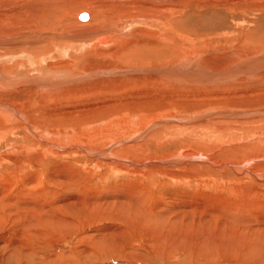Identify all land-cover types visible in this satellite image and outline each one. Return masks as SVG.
<instances>
[{
    "label": "rangeland",
    "instance_id": "obj_1",
    "mask_svg": "<svg viewBox=\"0 0 264 264\" xmlns=\"http://www.w3.org/2000/svg\"><path fill=\"white\" fill-rule=\"evenodd\" d=\"M13 1L9 0V2ZM208 1L209 4L203 5L196 0H184V9H177L174 16L177 28L175 32L179 36L176 39L177 46L181 48L182 45V48L187 46V48L199 50L210 59L219 57L228 49L224 54L234 55V49L239 51L241 48H246L245 51H249L246 56L255 53L254 56L257 58L252 56L243 61V57L237 55L235 59L230 60H234V66L246 69L244 66L248 64L249 67L256 68V71L247 74L236 73L235 78L231 80L225 78L222 82H218L222 84L221 86L213 84L212 86L178 87L177 92H173L176 94H173L175 98L171 93L173 90L168 91L171 95L166 100L167 102L169 100L171 105L175 101L176 103L172 105L175 109L167 112L168 114L162 113L163 116L159 113L155 114L153 112L155 107H151H158V104H162L161 100H157L156 104V101L150 100L147 96L142 95L141 98L137 96L138 100H144L150 106L145 105V108L135 107V109L149 110L150 117L148 115L145 122L141 124L133 121V128L131 126L124 132L123 139L126 137L127 140L138 132L140 138L135 143L140 144L141 147L134 149L133 145L130 146L127 142L108 141L93 149L95 152L98 150L102 152L107 145L113 144L111 151L102 159L114 154L128 160L132 163L131 166L122 168L120 164H106L100 159L96 161L83 155L73 156V152L70 154V152L57 150L49 156L37 150L33 158H25L27 161L22 158L20 161V157L16 158L20 154L23 156L24 148L31 146L29 136L22 130V121L10 117L14 122L12 121L13 125L9 126L14 133L11 136L7 134L6 137L4 133L8 125L0 119V210L2 211L0 216L5 214L0 223V264L253 263L250 258L244 259L242 253L232 252L238 247V241L231 236L232 232L219 233L214 230L215 232L208 238L203 234L208 232L205 225L202 222L199 226L197 221L213 220L214 213L231 209L238 211V216H244L243 221L238 225L242 224L248 216L252 226L264 228V110L261 113H252L256 108L264 109V79L258 78L264 74V0ZM3 2L4 0L0 2V9L8 7L7 4H2ZM81 5L77 0H69L65 6L62 18L68 25L65 28L66 31L69 30V22L73 18L78 17L76 21L79 23L89 21V13L85 11L88 8ZM81 14L87 15V19L80 20ZM51 17L56 18L53 15ZM167 58L165 56L155 60L151 64H157L152 68L167 67V64L158 66ZM145 65L150 68L148 64ZM203 69L207 72L211 70ZM246 76L250 77L249 81H243ZM86 79L90 77L85 76L83 80L73 82L77 86L87 87L82 86L80 90L82 94L75 88V94H71L62 101L61 109L113 103L118 102L117 98L128 96L117 90L116 92L103 91V89L98 92L93 91L94 80ZM118 80L121 82L115 83L123 85L122 82L125 79ZM63 83L62 81L60 84L62 88H65L67 85ZM113 83L112 85L115 86ZM94 84L95 87H108L105 83ZM161 91L164 89L161 88ZM177 93L183 94V97L180 98ZM187 106L189 108L182 111L181 107ZM208 109V115L215 109L226 113L211 116L205 113L206 115L198 117L199 119L195 116L196 120L191 117L189 119L191 121L184 124L171 120L176 113L181 114L187 111L191 113L195 110L204 112ZM239 111L243 114L238 115ZM233 112L237 115L230 118ZM226 114L229 115L224 117ZM168 115L172 117L169 118ZM117 118L118 116H115L113 121ZM164 118L167 119L165 122L156 124ZM36 121L40 124L45 122L44 119L33 120V122ZM41 146L43 147L44 144ZM76 160L77 162H74ZM70 174L74 175L73 178ZM87 197L99 208L111 202H114L110 204L114 207L98 213L97 211L85 213L82 209L83 212L67 215L68 224L56 225V231L50 237L44 234L45 238H38L40 241L38 239L30 241L31 232H27L28 235H25L26 232L23 234L19 231L23 224L13 220L15 213L11 208L19 210L18 205L23 207V210L19 211L29 210L28 216L24 215L27 217H32L37 211L52 214L55 217L65 211L69 213V210L73 213L74 207L79 208L80 205V208H84L83 202L85 205ZM77 199H83V201L78 202ZM130 200L133 204L129 202ZM117 202L124 204L119 208ZM1 205L6 211L1 209ZM128 205L131 206L129 209ZM133 207L140 213L133 214L130 211L131 208L134 209ZM115 208L119 211L121 209L120 212L124 213H120L117 209L116 211ZM161 215L167 216V220L178 221L176 229L169 226L170 231L166 230L168 233H173L170 237L156 231L159 227H167L166 224L158 223ZM185 221L188 227L185 226ZM229 232L231 235L227 234ZM182 234L185 237L183 242L188 246H180L179 239H176V236H182ZM261 236L263 235H260V239ZM212 237H216V241L220 243L214 242L215 238L212 239ZM199 239H202L201 247L194 245L195 247L190 248L194 240L199 241ZM30 252H33L32 256ZM38 254L39 258L36 256ZM106 256H110V259Z\"/></svg>",
    "mask_w": 264,
    "mask_h": 264
},
{
    "label": "bare ground",
    "instance_id": "obj_2",
    "mask_svg": "<svg viewBox=\"0 0 264 264\" xmlns=\"http://www.w3.org/2000/svg\"><path fill=\"white\" fill-rule=\"evenodd\" d=\"M1 1L2 0H0V2ZM68 1L69 0H14L13 2H9V0H4L2 4H7L8 7L0 9V110L3 111H0V116L3 118L0 119L5 125H8L4 133L6 137L7 134L11 136L14 133V130L10 128L14 121L10 119V117L22 121V130L29 136L31 146L24 148V152L22 153L23 156L20 154V156L16 158L18 159L20 157V161L22 158V160L25 161L29 158H33L37 150L47 156L52 155L53 152L57 150L60 152H70V154L73 152V156L77 154L78 156L83 155L90 159H100L106 164H120L122 168L131 166L132 163L128 160L114 154H110L106 159H102L104 155H107V153L111 151L113 144H109L107 147L104 146L105 148L102 152L98 150L100 153H98V151H93V149L97 145L108 141H113V143L114 141L119 143L127 142L130 146L135 145V147L132 146L134 149H139L141 147L140 144L135 143L136 140L140 138V133L138 132V134H133L131 138L127 139L128 141L126 137L123 139L125 135L124 132L132 126L133 121H136V124H141L145 122L148 115L150 117L148 109H146L148 111L135 109V107L142 109L143 107L150 106L147 104L148 102L146 103L141 99L138 100L137 96H139V98H141L140 96L142 95L147 96L150 100L156 101V104L157 100H161L162 104H158V107L151 106L153 108L155 107L154 111H152L160 115L165 112L168 114L167 112L175 109L172 105L176 103L174 101L171 105L169 104V100L167 102L166 98L171 95L168 91L173 90L171 91L173 95L175 94L173 93L174 91L177 92L178 87L186 88V86L189 87L192 85L212 86L213 84L221 86L222 84L218 82H222L225 78L231 80L235 78L236 73L247 74L256 71V68L249 67L248 64L244 66L246 69L237 67L236 65L234 66V60H230L239 55L243 57L242 59L244 61V59L246 60V58L255 55V53H253L250 56H246V53L249 52L245 51L246 48H241L239 51L238 49H234L233 51H235V54L233 55L230 52L231 55H228L224 54L229 50H227L226 47L225 50L227 51L224 52L222 50L223 56L220 55L217 58L213 57L214 59H210L209 57L206 58L205 54L199 52V50H193L187 48V46L182 48L181 44V48L177 46L178 43L176 44V39H178L179 36L175 32L176 24L174 19L176 17L174 16H176L178 8L184 9V0H77L80 4L88 8L85 11L89 13V21L86 23H79L76 21L78 17L75 19L73 18L71 22L68 21L69 30L66 31L65 28L68 25H66L67 23L62 16H64L63 11H65V6ZM196 1L203 5L210 3L209 1L207 2V0ZM52 15L56 16V18L53 19L51 17ZM82 15L85 14H81L79 17ZM85 16L87 19V15ZM259 38L261 37L259 36ZM209 55H211V53ZM165 56L168 58L164 62L159 63L158 66L161 67L167 64V67H163V69H153L152 66H156L157 63H151ZM256 58L257 57H255V59ZM145 64H148L147 66H150V68L145 67ZM125 67L130 68L124 69ZM203 68L211 70L207 72V70ZM85 76L90 77V79L86 80H94V83H105L106 86L108 85V87L102 88L100 86L95 87L93 83V91L98 92V90L101 89H103V91L117 90L122 91V93L128 96L117 98L116 100H118V102L113 103L109 102L100 105L90 104L85 106H81V104V107L65 108V110L61 109L62 101L71 94H75V88L77 90L79 89L78 91L82 89L83 85L78 84L79 86H77L73 84V82L83 80ZM121 78L125 79V81L122 82L123 85H117L115 82H121L119 80L117 81V79ZM258 78L264 79V74H261ZM249 80L250 77L246 76L243 81ZM62 81L64 82L63 85H67L65 88H62L63 86L60 84ZM233 81L234 80H232V82ZM112 83L115 84V86H113ZM84 87L87 86H83V88ZM161 88H163L164 91H161ZM77 94L79 95V93ZM80 94H82V91H80ZM175 95H173L174 98ZM177 95L180 98L183 97V94L177 93ZM188 106L181 107L182 111H184L183 109L186 110L189 108ZM210 108L213 109L214 107ZM228 109L230 110L232 108ZM263 110L264 109L256 108L252 113H261ZM197 111L198 110H195L191 113L187 111L181 114L173 113V119L171 120H174L173 122H183L184 124L190 122L191 120L189 119L191 117L194 119V117L197 116V119L209 113V109L204 112L198 111L199 113H197ZM240 112L241 111L238 112V115L243 114V112ZM218 113L223 114L226 112L221 110L217 111V109H215L210 115H207L211 116ZM227 115L229 114L224 115V117ZM230 115L229 117L231 118L236 116L237 113L233 112ZM115 116H118V120L116 119L113 121ZM168 116L169 118L172 117L170 115ZM208 118L209 117H207V119ZM34 119H44L45 122L40 124L39 121L33 122ZM49 120L50 123H48ZM165 120L167 119L164 118L160 120V122L157 121L156 124L163 123ZM101 122L103 123L100 124ZM72 124L75 125L71 126ZM42 144H44L43 147L41 146ZM74 162H77V160ZM74 173L75 172H73V174ZM61 174L64 173L61 172ZM73 174H70L72 178L74 176ZM63 176L65 177V175ZM62 186L64 185L62 184ZM83 199H77V201H83ZM129 202H131V200ZM85 203L84 205L83 202L85 209L80 208V205L79 208L74 207L73 213L69 210V213L65 211V213L55 217H53L52 214H46L42 211H37L33 216L31 215L32 217H27L29 210L19 211L23 210V207H19L20 205H18L19 210H17V208L11 209L14 210L13 213H15V215L13 214L15 218L13 220L16 223L19 222L23 224L22 229H19V231H22L23 234L26 232L25 235H28L27 232L30 231L32 235L30 241H35L38 238H45L44 234H46V237H50L52 233L56 231V225L59 226L62 223L68 224L69 219H67V215L78 214L83 212L82 209L85 210V213L96 211L98 213L101 210L106 211V209L112 208L113 205L110 204L114 202H111L109 205L105 203L99 208L94 201L87 197ZM118 204L120 208L124 203L119 202ZM1 207V209L5 210L3 205H1ZM130 207L131 206H129L128 209ZM133 208V210L132 208L130 210L133 214L140 213L135 207ZM116 209L119 211L118 208H115V210ZM0 212L2 211L0 210ZM120 213L124 212L122 211ZM120 213H118V215H120ZM108 214H110V212ZM3 215L5 216V214ZM163 215L159 217L158 223L166 224L167 227L161 228L159 227L160 224H158L159 226H157V228H159L156 229V231L159 234L162 233L164 236L169 235L168 237H170V234L172 235L173 233H168L166 230L170 229L169 226L176 229L178 221L167 220L168 217ZM214 215V223L212 222L213 220L204 221L200 219L197 221L199 226L200 223L202 224L203 222L208 231L207 234L202 232L204 236L209 238L211 233L215 232L214 230L219 233L230 231L232 235L230 232L227 234L235 237L234 240L238 241V247L232 251L233 253H242L244 259L250 258L253 261L252 264H264V228L252 226V222L249 221L248 216L245 217L242 224L238 225V223L243 221L244 216H238V211H233L231 209L221 212L219 210V212L214 213ZM4 216H0V223ZM186 221L184 223L185 226L188 227V221L187 223ZM254 223H256L255 220ZM155 224L157 223L155 222ZM164 228L166 229L164 230ZM153 232H155V230H153ZM260 235H263L261 239ZM228 237L230 238V236ZM184 238L183 234L182 236H176V239H179L180 246L187 245L183 242ZM212 239H214V242H218L216 241V237H212ZM201 240L202 239H199V241L194 240V244H191L192 247L190 248H193L194 245L201 247ZM38 241L40 240L38 239ZM174 242L175 241H173V243ZM29 254L32 256L33 252ZM36 256L39 258V254ZM106 258L110 259V256H106Z\"/></svg>",
    "mask_w": 264,
    "mask_h": 264
},
{
    "label": "water",
    "instance_id": "obj_3",
    "mask_svg": "<svg viewBox=\"0 0 264 264\" xmlns=\"http://www.w3.org/2000/svg\"><path fill=\"white\" fill-rule=\"evenodd\" d=\"M80 20H83V19H86V16L85 15H82L81 17H79Z\"/></svg>",
    "mask_w": 264,
    "mask_h": 264
}]
</instances>
